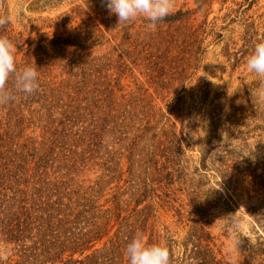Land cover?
<instances>
[{"label":"rangeland","instance_id":"obj_1","mask_svg":"<svg viewBox=\"0 0 264 264\" xmlns=\"http://www.w3.org/2000/svg\"><path fill=\"white\" fill-rule=\"evenodd\" d=\"M3 10L11 22L0 29V35L23 39L24 52L34 41L42 40L40 44L45 46L58 38L80 40L78 27L84 20L100 24L105 39L99 47L81 51L61 43L55 48L44 47L33 56L32 51L38 47L34 43L29 52L32 58L24 61L21 53L16 62L52 63L53 54H60L64 60L41 70L45 73L43 80L51 82L52 88L82 82V77L76 76L78 67L71 62L106 56L99 62L106 66L104 75L123 88L118 96L136 92V98L146 105L137 103L135 108L124 100L126 106L112 112L119 116V129H68L65 139L54 141L55 137L47 133L54 129H42L46 111L38 103L40 93H18L14 102L0 106V132L10 130L13 143L44 139L54 146L74 148L77 157L91 145L94 136L98 137L103 142L100 152H86L83 162L78 163L83 173L71 174L77 182L86 184L104 173L105 162L113 170L116 167L124 172V184L130 175L141 173L140 167L151 161L158 142L174 132L183 151L175 161V169H179L176 180H181L175 186L176 196L190 206L183 210V217L174 210L154 213L162 242L172 246V264H178V258L184 256L187 220L200 219L192 210L191 199L208 207V230L214 238L211 248L218 259L232 264H264V102L258 96L260 82L246 67L256 43L264 41V0H176L173 14L183 11L186 16L183 22L172 25V33L181 39L184 34L191 36L187 58L192 57L190 66L183 65L188 68L184 81L169 86L153 81L147 70L149 60L143 61L148 55L140 53L141 48L127 59L132 70H123L125 65L119 67L126 60L124 52L134 51L130 44L135 39L147 48L146 43L159 41L171 24L163 21L153 31L147 29L144 19L128 26L117 25L118 17L110 14L101 0H3ZM68 16L72 19L64 22ZM132 60L137 61L133 64ZM159 66L169 69L164 64ZM121 70L124 74L119 79ZM157 160L161 165L163 158L154 157V162ZM11 256L10 247L0 244V260L7 261Z\"/></svg>","mask_w":264,"mask_h":264},{"label":"trees","instance_id":"obj_2","mask_svg":"<svg viewBox=\"0 0 264 264\" xmlns=\"http://www.w3.org/2000/svg\"><path fill=\"white\" fill-rule=\"evenodd\" d=\"M185 16L183 11L168 16L164 22L169 26L171 24L170 30L159 41L149 40L147 48L135 39L130 44L134 51L124 52L126 60L119 69L125 65L123 70H132L127 59L131 60L141 48L139 52H146L149 57L143 61L149 60L147 70L155 83L162 86L182 83L188 72L185 66L191 65L192 55L190 59L187 58V41L191 36L184 34L181 39L180 35L172 33L175 29L172 25L177 21L183 22ZM70 19L72 17L68 16L64 22ZM78 29L80 40L72 36L58 38L45 46L40 44L42 40L34 41L27 52H24L23 39L8 37L17 46L16 56L22 53L24 61L32 58L29 52L33 50L34 43L38 47L32 51L33 56L37 55L34 52H41L44 47L55 48L61 43L75 46L81 51L104 44L100 24L88 19ZM153 49H157L156 53ZM172 51L176 53L174 56L169 55ZM105 57L71 62L70 65L78 67L76 76L82 77V82H69L52 88L51 82L43 80L45 73L41 70H47L50 65L64 60L60 54H53L52 63L50 60V63L39 60L33 65L17 63L18 71L28 65L37 67L39 82H43H40L41 92L38 90L33 94L40 93L38 103L46 111V125L42 129H54L55 132L47 131L55 137L54 141L65 139L68 129H97L101 132L119 129V116L112 115L115 108L126 106L124 103L137 108V103H145L136 98V92L128 93L129 96H118L123 88L120 83L113 84L111 77L104 75L106 66L99 62ZM136 61L132 60V63ZM123 74L122 71L118 78ZM89 87L91 89L88 90ZM180 102L178 99L177 104ZM172 103L174 108L177 107ZM148 109L151 110L150 107ZM156 115L154 112L152 117ZM166 135V139L158 142L151 161L140 167L141 173L132 174L135 181L130 175V179L121 184L124 172L116 167L113 170L105 162L104 173L86 184L85 181L77 182L71 174L83 173L78 163L83 162L86 152H100L103 142H99L98 137L94 136L95 142L93 140L77 157L78 152L74 148L54 146L44 139L42 142L27 140L13 143L10 130L0 132V244L10 247L12 252V256L7 261L0 260V264H128L125 249L137 231L145 234L148 244L162 242L163 237L156 230L154 213L162 209L174 210L177 216L183 217V210L190 206V203L183 204L176 196L175 186L181 180H176L179 169H175V161L183 153L181 140L174 132ZM157 156L163 158L161 165L158 160L154 162ZM144 173L147 178L142 177ZM114 183L115 186L110 187ZM189 202L193 203L192 210L200 219L187 220L190 223L186 224L189 229L185 236L184 256L178 258V264H232L218 259L211 248L214 238L208 230L210 219L207 205L192 199ZM100 243L102 246L95 248Z\"/></svg>","mask_w":264,"mask_h":264},{"label":"clouds","instance_id":"obj_3","mask_svg":"<svg viewBox=\"0 0 264 264\" xmlns=\"http://www.w3.org/2000/svg\"><path fill=\"white\" fill-rule=\"evenodd\" d=\"M101 3L110 14L118 17L117 25L128 26L137 19H144L150 31L172 15L176 6V0H101ZM10 22V16L3 10V0H0V29ZM16 52L15 43L6 35H0V106L14 102L18 93L31 95L40 88L37 67L28 65L18 71ZM246 67L260 82L258 96L264 102V41L256 43ZM125 255L128 264H172L168 244H148L142 231H137L127 243Z\"/></svg>","mask_w":264,"mask_h":264}]
</instances>
